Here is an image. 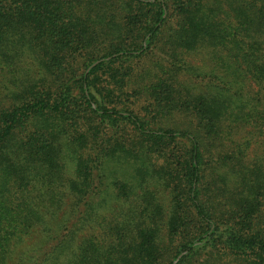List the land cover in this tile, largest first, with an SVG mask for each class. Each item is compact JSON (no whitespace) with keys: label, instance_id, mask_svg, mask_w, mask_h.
<instances>
[{"label":"trees","instance_id":"16d2710c","mask_svg":"<svg viewBox=\"0 0 264 264\" xmlns=\"http://www.w3.org/2000/svg\"><path fill=\"white\" fill-rule=\"evenodd\" d=\"M0 264H264V0H0Z\"/></svg>","mask_w":264,"mask_h":264},{"label":"water","instance_id":"95a60500","mask_svg":"<svg viewBox=\"0 0 264 264\" xmlns=\"http://www.w3.org/2000/svg\"><path fill=\"white\" fill-rule=\"evenodd\" d=\"M96 64H97V63H96ZM96 64H94L93 66H95ZM93 66H92V67H93Z\"/></svg>","mask_w":264,"mask_h":264}]
</instances>
